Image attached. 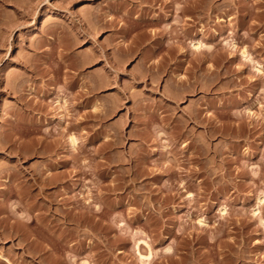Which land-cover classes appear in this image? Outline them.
<instances>
[{"label": "rangeland", "instance_id": "rangeland-1", "mask_svg": "<svg viewBox=\"0 0 264 264\" xmlns=\"http://www.w3.org/2000/svg\"><path fill=\"white\" fill-rule=\"evenodd\" d=\"M256 62L264 0H0V253L264 264Z\"/></svg>", "mask_w": 264, "mask_h": 264}, {"label": "bare ground", "instance_id": "bare-ground-1", "mask_svg": "<svg viewBox=\"0 0 264 264\" xmlns=\"http://www.w3.org/2000/svg\"><path fill=\"white\" fill-rule=\"evenodd\" d=\"M178 5V4H177ZM180 6V5H179ZM178 6V7H179ZM177 7V8H178ZM180 9H181V7H180ZM179 9V10H180ZM178 10V11H179ZM50 12V14H56V11H54V10H50L49 11ZM178 13V12H177ZM180 13V12H179ZM178 21V20H177ZM198 41H200V40H198ZM192 42L191 43V47L192 48H194L195 49V51L197 50V51H199L200 49H202L204 46L202 45V43H200V42ZM230 46H231V44H229ZM232 45H234V47L236 48L237 46L235 45V42H234V44H232ZM206 46V45H205ZM234 47H232V49H235ZM209 48V47H208ZM193 49V50H194ZM210 49V48H209ZM241 54H242V56H243V58L245 59V58H248L249 57V55H247V51L246 50H242L241 51ZM248 56V57H247ZM246 61H248L249 59H245ZM253 62H255V61H253ZM255 64H257V66L255 67L256 68V71H258V73L260 74H262L263 73V66L261 65V64H258L257 62L255 63ZM255 66V65H254ZM63 107V106H62ZM70 139H71V147H73V148H76L77 147V145H79L78 144V139L77 138H75V136L74 137H70ZM260 203H263L264 202V198H260V200H258ZM259 203V204H260ZM259 207V206H258ZM258 207H257V209H258ZM255 209V208H254ZM224 210V209H223ZM222 210V211H223ZM255 211V210H254ZM258 212H259V214H260V211H258V210H256L255 212H253L255 215H257L258 217H259V215H258ZM223 213H226V212H224L223 211ZM223 213L221 212V214L223 215ZM261 216V215H260ZM255 217V216H254ZM200 221V220H199ZM204 223L203 221H200V225L202 224V223ZM260 222H263L262 220H260ZM264 223V222H263ZM262 224V223H261ZM206 225V224H205ZM204 226V225H203ZM264 226V225H263ZM264 228V227H263ZM137 244H136V248H137V250L136 251H138L137 253H138V255H139V259L142 261V264H150L151 262H152V259H153V257H154V252L151 250V246H150V243H149V240L146 238V239H143V238H141L139 241H137L136 242ZM142 245H144V246H147L149 249V253H147V255H144V254H142L141 253V247H142ZM168 251H169V249H168ZM0 260H3V261H6L7 263H9V264H13L12 262H11V260H9L7 257H5L4 255H2L1 253H0Z\"/></svg>", "mask_w": 264, "mask_h": 264}]
</instances>
